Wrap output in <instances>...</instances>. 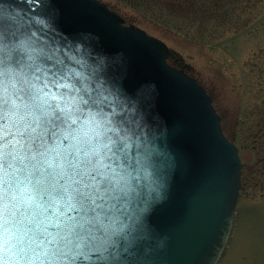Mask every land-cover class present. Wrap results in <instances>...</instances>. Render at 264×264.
<instances>
[{
    "label": "clouds",
    "instance_id": "obj_1",
    "mask_svg": "<svg viewBox=\"0 0 264 264\" xmlns=\"http://www.w3.org/2000/svg\"><path fill=\"white\" fill-rule=\"evenodd\" d=\"M37 16L0 19V264H121L166 199V137L106 55L57 49Z\"/></svg>",
    "mask_w": 264,
    "mask_h": 264
},
{
    "label": "water",
    "instance_id": "obj_2",
    "mask_svg": "<svg viewBox=\"0 0 264 264\" xmlns=\"http://www.w3.org/2000/svg\"><path fill=\"white\" fill-rule=\"evenodd\" d=\"M40 12L50 27L41 39L57 49L80 40L106 55L115 83L139 101L166 137L164 156L172 170L166 199L153 208L134 250L129 251L132 243L122 249L127 257L121 264H218L234 222L241 163L211 98L184 71L168 65L171 54L163 42L124 26L97 0H0V19L10 22L13 34L42 23Z\"/></svg>",
    "mask_w": 264,
    "mask_h": 264
},
{
    "label": "rangeland",
    "instance_id": "obj_3",
    "mask_svg": "<svg viewBox=\"0 0 264 264\" xmlns=\"http://www.w3.org/2000/svg\"><path fill=\"white\" fill-rule=\"evenodd\" d=\"M100 1L121 14L126 24L136 25L164 41L171 54L188 66L187 72L214 99L228 138L240 149L242 169L247 175L261 148V131L256 129L264 121V0L247 3L237 21L243 22L240 28L214 41L206 36L213 32L217 37L219 30L211 29L210 33L198 35L205 37L202 42L186 40L143 18L121 0ZM244 187L232 236L218 264H264V184L246 190L242 179Z\"/></svg>",
    "mask_w": 264,
    "mask_h": 264
},
{
    "label": "trees",
    "instance_id": "obj_4",
    "mask_svg": "<svg viewBox=\"0 0 264 264\" xmlns=\"http://www.w3.org/2000/svg\"><path fill=\"white\" fill-rule=\"evenodd\" d=\"M124 6L134 9L143 18L177 33L179 36L202 42L211 29L219 30L217 37L213 32L207 38L215 40L231 29H238L242 23H237L249 1L258 0H121ZM178 22V24L175 23ZM238 24V25H236ZM245 26V24H244ZM243 26V27H244ZM221 32V33H220ZM196 36L195 38L192 36ZM211 35V36H210ZM263 124L257 126V132ZM261 127V128H260ZM261 134V133H260ZM264 143V139L261 138ZM260 145V144H259ZM262 145V144H261ZM261 147V146H260ZM264 154L261 149L256 153L255 165L248 174H244L243 183L246 190L264 184ZM251 166V164H249Z\"/></svg>",
    "mask_w": 264,
    "mask_h": 264
},
{
    "label": "flooded vegetation",
    "instance_id": "obj_5",
    "mask_svg": "<svg viewBox=\"0 0 264 264\" xmlns=\"http://www.w3.org/2000/svg\"><path fill=\"white\" fill-rule=\"evenodd\" d=\"M223 119V118H222ZM260 131H261V137H262V139H264V126H263V128L262 129H260ZM261 151H262V153L264 154V143L263 142H261ZM261 165H262V167H264V162L262 161V163H261ZM264 171V170H263ZM243 173H244V171H243ZM245 174V173H244ZM243 190H245V187L244 188H242ZM242 190V191H243Z\"/></svg>",
    "mask_w": 264,
    "mask_h": 264
},
{
    "label": "bare ground",
    "instance_id": "obj_6",
    "mask_svg": "<svg viewBox=\"0 0 264 264\" xmlns=\"http://www.w3.org/2000/svg\"><path fill=\"white\" fill-rule=\"evenodd\" d=\"M213 104H214V101H213ZM220 126H221V129H222V132L224 133L225 135V129H224V125H223V120L221 119L220 121Z\"/></svg>",
    "mask_w": 264,
    "mask_h": 264
},
{
    "label": "snow or ice",
    "instance_id": "obj_7",
    "mask_svg": "<svg viewBox=\"0 0 264 264\" xmlns=\"http://www.w3.org/2000/svg\"><path fill=\"white\" fill-rule=\"evenodd\" d=\"M45 243H50V241H45Z\"/></svg>",
    "mask_w": 264,
    "mask_h": 264
}]
</instances>
